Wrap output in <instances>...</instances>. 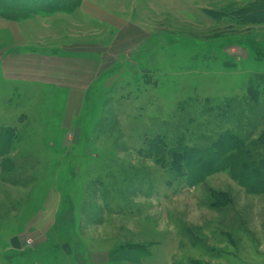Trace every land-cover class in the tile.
<instances>
[{
  "label": "rangeland",
  "instance_id": "obj_1",
  "mask_svg": "<svg viewBox=\"0 0 264 264\" xmlns=\"http://www.w3.org/2000/svg\"><path fill=\"white\" fill-rule=\"evenodd\" d=\"M17 1L0 0V253L14 240L35 251L51 219L46 246L32 252L43 264H61L63 251L84 264H264V21L240 14L264 0H101L100 24L67 12L71 0ZM14 37L21 52L94 51L103 66L87 100L85 87L67 108L62 90L5 83ZM228 129L247 142L250 168L240 161L237 173L195 181L186 148L205 154ZM157 139L165 149L155 152ZM203 154L204 170L230 163ZM54 243L57 255L45 256Z\"/></svg>",
  "mask_w": 264,
  "mask_h": 264
},
{
  "label": "crops",
  "instance_id": "obj_2",
  "mask_svg": "<svg viewBox=\"0 0 264 264\" xmlns=\"http://www.w3.org/2000/svg\"><path fill=\"white\" fill-rule=\"evenodd\" d=\"M108 5L109 4H104L101 0H87L84 1L82 6L76 11V13L79 12L78 15H80V18H82L81 16H83L88 22H96L97 24H100V22L103 23L104 21L108 20ZM109 20L111 21V19ZM7 23L9 24V22ZM8 26L9 25H7L5 21L0 22V28H5L6 31ZM106 27L110 28L113 26L107 24ZM119 30L123 32V34L126 33L123 27ZM14 38H12V42L16 43L17 50L10 51L7 58L5 60H1L2 76L5 83L19 84L23 87L41 86L45 87L46 89L53 88L55 89L54 92H58V89L62 90L67 94V108L69 107L68 105L71 99L75 101L77 108L76 96L79 91L85 87L83 92V103L87 100L88 94L94 87L92 80L95 75L101 72L103 66L101 58H96L94 57V55H91L92 53H94V51H90L91 53H88L89 51L85 49L71 50L67 49L69 47H64V49L62 50H56L57 52L48 48H43L41 50L30 49L26 50L25 52H21L23 49H26V47L24 46H27V44L25 45L23 43V46H20L17 42V39ZM22 40L25 41V38H22ZM132 46L129 48H133ZM7 49L11 50L14 48L8 47ZM142 51L143 48H140L135 53V56L139 55ZM96 53H100L101 55V52L97 51ZM106 73L108 74L109 72L106 71ZM53 192H51L52 194L49 196L50 202L48 204V207L49 205L50 207L48 208V210H51L52 207H57L56 210H54L55 214L57 215V213L61 209L62 197L59 192ZM55 214L54 216L56 217ZM52 222L51 219H49V221L45 224L46 226L50 223L48 227L49 230L46 234L42 232L44 231L45 226L38 228L39 230H41L39 231V233L42 235V237L39 240L40 245L35 249V251H40L43 247L46 246L47 241L49 240L48 236H50ZM53 246L54 249L52 250L51 248L50 252L47 251L45 256L47 254H49V256L51 254L57 255V250L60 248V246L56 245V243H54ZM63 250L64 249H61V252ZM5 251L7 252L0 253V257H2L0 259V264H7L8 259L14 261L18 258L16 256L20 255L21 253L27 254V252L31 254L30 257H19L20 259L25 260V264H37V262L38 264H43L44 261L41 256L32 253L35 251L30 250L22 242H19V244H15V242H12L11 247L9 249H6ZM62 253L66 257V259L63 256L60 257L61 264H78V260L82 264H84V262L81 261L80 257H77V255L76 257H74L70 254L65 253L64 251ZM31 257L34 258L32 259ZM109 262V257L105 256L102 257L99 264H108Z\"/></svg>",
  "mask_w": 264,
  "mask_h": 264
},
{
  "label": "trees",
  "instance_id": "obj_3",
  "mask_svg": "<svg viewBox=\"0 0 264 264\" xmlns=\"http://www.w3.org/2000/svg\"><path fill=\"white\" fill-rule=\"evenodd\" d=\"M15 1H17V0H15ZM24 1H27L30 3L31 2L36 3L38 0H18L16 2L17 6L26 8V6L24 5ZM65 1H67V0H42L40 5H35V7H33V8H41V6L43 4H49L53 7H55L59 4L64 3ZM70 2H71V4L68 6V9H66V10H69L67 12L74 13L80 8V6H79L80 2L78 0H71ZM49 5H47V6H49ZM33 8H30V9H33ZM62 10H64V9H62ZM56 11H58V10H56ZM27 12H29V11H27ZM241 12L242 13H240V14L243 17L242 20L245 23H251V24L257 25V24H259L260 21H261V23H263V21H264V6L259 7L255 11L244 10ZM248 94H249V100H252L253 102H258L260 97H261L260 92L256 89H254V87L249 88ZM226 108L228 109V111H225ZM214 110H215V112H218V116H219L221 114L224 115V112H227L229 114L231 111V108L229 106L217 107V108H214L213 111ZM220 112H222V113H220ZM225 125L228 126L229 122H226ZM218 139L216 141H214L210 145L209 148H207L205 154H203V153L199 154V152L196 148H186L185 152H184L185 149L179 151L181 155L184 152L183 156L185 158H187V160L189 162L187 170L191 173L190 176L192 178H194L195 181L201 182L205 176L209 175L212 172H218L219 171V172H229L230 174L237 173L236 163L238 164V162H240V161L242 163L243 168H247V167L250 168L251 163H250L249 158H251V159H253V158H252L251 154L249 153V147L247 146V142L245 141V139L239 137L237 134L232 132V130H230V129H228L223 134H221ZM261 139H262V141L264 140V133H262ZM157 143H160L159 139H157L154 143H152V146L154 144L153 151H155V152H158L157 149L164 148V146L157 148V146H158V145H156ZM223 147L225 149L226 154L224 152L222 153L221 149ZM178 148L182 149V146L179 144ZM202 154L205 155L206 157H207V155H211L212 157H215V158H220V157H222V159L227 158L230 160V163L227 165H223L224 163L220 160V162L216 163L217 165L215 164V168L213 167L212 170H210V171L204 170L203 167L199 165L200 163H202V159H205L202 156ZM192 159L195 161L196 164L190 165L191 162L193 163ZM229 160H227V162H229ZM246 160L248 161L249 165L247 164ZM252 163H253V161H252ZM175 164L177 165L179 163L177 162ZM193 168L194 169L200 168L196 171L197 174L193 173ZM259 168L262 169L261 165L259 166ZM252 173H255V171H253Z\"/></svg>",
  "mask_w": 264,
  "mask_h": 264
}]
</instances>
